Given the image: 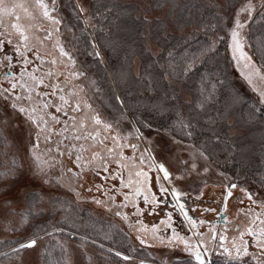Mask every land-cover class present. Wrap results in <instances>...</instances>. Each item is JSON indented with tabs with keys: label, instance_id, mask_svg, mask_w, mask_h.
<instances>
[{
	"label": "snow or ice",
	"instance_id": "snow-or-ice-1",
	"mask_svg": "<svg viewBox=\"0 0 264 264\" xmlns=\"http://www.w3.org/2000/svg\"><path fill=\"white\" fill-rule=\"evenodd\" d=\"M53 3H55V0H53ZM34 6L36 15H33V13L29 11V8L25 6L22 0H11V2H9V0H0V25L4 28V31L0 32V36H4L9 44H12L15 39L16 47L14 51L17 57L16 62L25 66L28 65L30 60L26 53L32 48L36 49V52L33 54L34 58L40 62V65L33 64L31 71L27 70L26 67H22L18 73L12 72L11 70L5 72L3 79L10 82V87L4 88L0 86V95L4 96V107H10L12 110L23 114L27 121H30L34 126L36 143L32 144L28 151L33 158L37 173L43 174V165L48 161H50L48 166L58 163V161L52 159L50 150L47 161L45 160L43 153L32 151V149L38 148L41 136H43L45 140L51 139L52 133L56 130L51 128L50 125L60 122V117L48 111V109L50 107L55 108L56 112L64 113L65 115H67L68 111H71L74 113L70 118L72 122L71 127H68V121L65 120L62 130L64 132L72 133V135L66 137V139L69 140L66 150L70 155L72 154L73 149L76 150L74 163L79 168L91 164L92 166L102 168L104 172L108 171L107 165L112 162H115L123 168L129 169L127 184H125V180L123 176H121L120 186L129 187L132 191L121 193L124 199L118 205L119 208H123L128 202H131L135 206V214L140 215L141 208L136 204V199L142 198L145 204H151L153 206L158 204L171 205L174 209L179 210L182 217L180 224H187V235H180L177 231V227L173 225L171 212H167L166 219L160 221L161 224H165L167 227L172 228L171 235H157V225H152V239L158 240L161 244L166 243L170 248L182 245L181 250L187 254L184 259L176 258L173 264H264V220H261L259 231L251 225L246 229L247 233L254 238L252 242L254 248L259 251H249V243L243 239V232L240 233L239 240L234 237L233 242L230 244L224 243L226 237L221 233L218 236L220 243L217 244V233L214 230L210 229L207 234L196 230L197 224H202L204 221H198L195 217L189 214L186 202L183 199L187 193L178 189L171 183L170 177L172 176V173L169 172L163 163H158L155 160L154 154L149 153L148 148L143 150V152L148 153V155L141 154L139 159L136 160V171L133 177V172L131 170L132 166L129 163L128 158L124 157V154L121 151L124 147V144L120 143L122 137L107 119H102L101 114L92 109L91 104L88 103L87 98L82 94L83 86L76 87L73 85L68 87L69 93L75 92V95L66 97L63 93L67 86V81L64 83L59 81L50 82L48 84L45 83L46 76L52 78L58 74H64L69 80H75L79 77L85 76V72L83 70H71L67 67L69 64L75 67L76 60L69 51L65 50V47L60 42L59 26L62 20L58 15L50 14L55 11V8L50 9L48 4L45 3V0H34ZM160 6V4L156 5V7ZM260 8L262 9L261 18H264V0H260ZM75 9H78L79 12L86 11V9L79 4L75 6ZM19 10H22L26 16L30 17L32 22L21 23ZM183 10L188 11L187 6H185ZM255 10L256 5L253 3V0H245V3L241 4L236 10L235 19L229 29V48L231 49L232 60L236 62L240 75L249 85H253L254 78H259L264 81V51H261L260 63L257 65L248 52L245 51L244 37L242 35L244 26L252 19V14ZM106 11L110 12L108 9H106ZM241 13H246L247 19L242 20ZM96 15L99 16L100 13L97 12ZM190 15L191 12H189V16ZM41 16L49 22V28L45 30L43 34H40L37 31L41 23ZM105 20H107V17H105ZM142 23L148 24L149 21L145 17ZM101 27H103V25H101ZM139 37L141 43L137 45L136 41L133 40L132 44L128 46L125 52V61L128 65L129 75H131V58L135 55L143 56L145 52L150 51L147 43L144 42L148 39V35L140 32ZM220 39L222 38L217 37L209 39L205 45L201 46L196 52L191 54H188L186 50L179 59L175 57L173 52H169L167 61L169 70L162 74V79L171 77L173 81L177 82H184L189 79L194 71H198V62L203 63L204 60L210 57V54H217L218 50L215 46ZM3 46L4 40H0V49H2ZM92 49L94 55L100 56V52L96 50L95 43L92 44ZM41 52L45 53L46 56H50L51 59L46 60L45 56L40 55ZM7 59L9 65H11L12 55H8ZM241 61L244 62L242 66ZM44 64H48L50 69H52L53 66H58L61 71L57 72L55 70H50L47 73L39 71L40 66ZM37 72H39V75L36 74ZM17 77H19V79H17ZM149 81H151L150 76ZM198 84L199 95L193 101L188 102V109L189 112H193V106L195 105L196 108L205 110L204 114L208 124L211 125L212 136L209 137L207 141L200 142L199 147L196 145H192V147L194 151L199 152L200 156L207 160L210 156L214 155V150L209 151L211 142H215L216 145L223 143L227 150L230 139L227 130L232 127V122L229 120V117L232 114L231 105L238 102L239 98L238 96L233 97L231 101H226L222 107L215 108V104L219 103L217 93L220 87L223 86V81L218 78H213L210 74L205 73L200 75ZM41 85L50 88L51 92H41L39 90ZM149 86L151 87V83ZM17 88H19V91H14ZM164 95V103L156 110L160 111L161 109H166L167 111L174 112L177 117H180L181 109H183L185 104L181 99L182 91L178 90L175 84L170 83L168 89L165 90ZM50 96L57 97L59 102H57V99H49L48 97ZM114 99L119 102L120 106H123L125 103L119 95H115ZM9 101L11 102L10 104ZM70 101L72 102L71 104ZM260 104L261 107H257L253 104L250 109V114L251 118L255 119L259 117L264 121V90L260 91ZM209 108H215L214 115H207V110ZM121 115L123 116L124 113L122 112ZM198 115H200V113L180 118L178 120L180 125L179 132L182 133L183 136L192 138L195 135L198 125ZM140 123L141 121L138 118H134L132 123V129L137 139L143 137L140 127L137 126ZM100 125H103L104 129L112 136L113 147L104 149L105 152L111 155V159L99 151L92 150L94 146L91 144V141L97 140L99 137ZM143 126L151 129L152 123L149 121H143ZM164 130L173 131L175 129ZM131 134L132 133H128L127 135ZM3 139L4 137L0 136V141ZM102 142L101 138L100 143L102 144ZM86 144L89 145L87 149L85 148ZM127 146L133 149V160H135L137 145L129 143ZM231 147L234 149L235 145H232ZM57 151L61 155L63 154L61 149L58 148ZM85 152H88V156L82 159V154ZM261 155L264 157V149H262ZM148 161H151L150 166L148 165ZM237 163L240 162L238 161ZM248 163L250 162H246L244 166L246 167ZM261 165L264 166V160L261 161ZM18 167H20V165L17 164L15 158H13L12 167L0 172V178H14ZM192 167H196L195 163H193ZM153 169H155V188H153V177L151 175ZM118 171L119 169H117V172ZM203 171L207 173L209 171L208 167L205 166ZM116 174V172L112 173V178H114ZM107 178L108 177H105V179ZM260 184L261 188L264 189V179H261ZM113 187H115V185H113ZM235 187V183H229L226 186L224 196L225 201H227L228 197L232 195L231 189ZM10 190L9 186L3 188V194L5 195L3 203L6 208L12 203V199L7 196V193H9ZM242 190L247 193L250 200L255 195L247 188ZM37 195V193H28L29 197H36ZM200 195H202V193H200ZM197 198L199 197L197 196ZM57 201L58 198L56 197L50 198L53 210H55ZM108 201L115 203L114 196L109 195ZM95 202L97 204H104L105 207H108L106 201L96 200ZM253 202L255 203L257 201ZM262 207H264V204H262ZM165 210L167 211V209ZM9 211H15V209H9ZM42 211V209L35 208L34 200H30L28 208L20 213L21 223L26 222L29 217H35L42 214ZM116 215L123 216L124 219H127V214L120 211H117ZM224 219L226 220L227 217H224ZM136 223L139 224L140 221H137ZM130 227L135 226L130 225ZM11 230L16 229L13 228ZM37 231H43V229L37 226ZM54 231L56 230L54 229ZM146 232L147 229H145V233ZM37 238L38 237L33 236L23 243H18L17 247L10 251L18 252L22 251L24 248H31L36 244ZM138 238H140L139 235ZM209 240L212 241L211 244L209 243ZM144 242L145 240L141 239V243ZM213 252L216 253L215 259L212 258ZM0 255L7 256L8 253H0ZM116 255L123 256L124 259L130 258L121 252H116ZM140 264H144V261L141 260ZM160 264H167V261L161 260Z\"/></svg>",
	"mask_w": 264,
	"mask_h": 264
},
{
	"label": "rangeland",
	"instance_id": "rangeland-1",
	"mask_svg": "<svg viewBox=\"0 0 264 264\" xmlns=\"http://www.w3.org/2000/svg\"><path fill=\"white\" fill-rule=\"evenodd\" d=\"M24 1H26V7H29V11L33 14L36 13L34 2L32 0ZM213 1L219 4L218 13L220 14L219 19L221 23V32L219 37L222 38L224 42L223 47L226 48V54L229 58L231 66L232 79L242 91L249 93V95H253L260 102V91L264 90V81L260 80L259 78H254L253 85H249L247 81L240 75V71L237 69L236 62L232 60L231 49L229 48V29L231 28L235 19L236 10L241 6V4L245 3V0H236L232 5L227 4L226 0ZM47 2L49 5L54 4L56 7V11L53 13L60 16L62 20L59 29V36L63 37V39L61 38V43L65 46V50L69 51L76 60L75 67L69 64L67 66L68 69L83 70L85 72V76L73 80V83L64 74H58L52 78L46 76V84L56 81H67L69 84L64 90V92L66 91V94L63 93L66 97L75 95V92L69 93L68 87L73 85L76 87L83 86V96L88 99V103L91 104L92 109L101 114L102 119H107V121L112 124L113 128L116 129L117 133L122 137L120 142L127 139L131 142H135L138 145L136 157L137 160L141 154L148 155V153L143 152L145 148H148L149 152H153L157 157L155 160L157 162L160 161L163 163L169 172L172 173V176L170 177L171 183L178 189L186 192L188 196H191L192 199L190 201H196L202 204L201 206L198 205V207H205L204 209H210L211 211L217 212L219 207L224 206L225 211L233 221L235 214L242 215L244 212V206H240V203L243 200L240 199L241 195L238 194V192L241 193L240 189L242 190L243 188H247L255 194L252 199L257 201L256 203L258 205L264 204V189H262L261 186L259 187L257 185L258 183L254 181L251 184L233 181V183L236 184V187L231 189L232 195L228 197L227 201H225L224 196L226 192V186L229 183H232L231 177L222 172L217 167V163H215L211 158L206 160L204 157L200 156L199 152L194 151L192 147V145H194L193 143L176 137L170 131L154 128L149 129L146 127L141 130L143 137L137 139L135 133L133 132L132 124L129 118L125 114L122 116L120 112L115 111V109L102 96V92L99 90L95 75L91 69L88 59V47H86V45L84 46L81 38V40L78 39V29L76 28L75 23L78 21V18L83 21H87L86 17L90 11L89 0H55V3H53V0H47ZM136 3L139 4V8L137 10L138 15L142 14V12L145 10L146 16L148 18L158 17L161 19H167L170 21L169 29L172 32L177 31V27H174L175 18L169 16V6L165 5L160 9L153 8L151 5L152 0H138ZM253 3L256 4V0H253ZM257 3L260 4V0H258ZM77 4L84 7L86 11L79 12L78 9H75ZM257 6L258 4L256 5L255 11L258 12ZM19 12L22 16H24V12L22 10H19ZM241 19H247V14L241 13ZM247 25L248 23L242 30L245 51H247L252 57V60L256 62L257 65H259L260 62L253 55L247 42ZM168 31L169 30H167V32ZM13 43H15V39ZM147 44L154 54H158L162 50V47L156 41L147 39ZM7 45V47L0 49V86L4 88L10 87V82L3 79L5 72L11 70L12 72L18 73L22 67H26L27 70L31 71L33 64L40 65V62L36 60L33 55L36 52L35 48H32L26 53V55L29 57L30 63L25 66L16 62L17 57L14 51L15 47L11 44ZM89 50L91 51L92 49L89 48ZM8 55H12L11 65H9V61L7 59ZM40 55L45 56L46 60L51 59L50 56H46L43 52H41ZM243 63L244 62L241 61V66ZM139 64L140 58L135 56V73H138L139 71ZM50 70H55L57 72L61 71L58 66H53V68L50 69L48 64L40 66L39 69V71L44 73H47ZM36 74L39 75V72ZM17 79H19V77H17ZM39 90L41 92H51L50 88H46L43 85H41ZM14 91H19V88L15 89ZM185 98L188 100L186 96ZM49 99H57V102H59L57 97H50ZM10 103L11 102L9 101V104ZM71 103L72 102L70 101V104ZM3 105L4 96L0 95V130L4 133L8 143L7 154L5 153V155L0 152V172L12 167L13 163H11L9 160V154L18 158V164L20 167L16 169V175L14 178H0V240L6 238L14 240L19 238H32L33 236L38 237L34 246L23 250L21 253L15 256V258H13L9 264H45L42 253L48 248L47 244L49 240H55L58 244H61L65 247L67 251L66 259L68 264H140L141 260L156 264H160L161 260H166L167 264H172L176 258H186L187 254L181 250L182 245L170 248L166 243L161 244L158 240H154L149 236H144L142 234L143 232L138 231V224L133 223V220L129 217L124 219L123 216H117V211H120V208L118 207L120 202L118 201V192V194L114 195L115 203L111 202L112 205L110 206L108 204V207L105 208L104 204H97L95 201L100 200L109 202V195L106 196L102 194V191L98 190L97 188L92 189L95 190L94 193L92 191L88 192L85 188L87 182L84 180L82 184L81 180L77 179V176L73 172L82 173L83 169L79 168L74 163L76 150L73 149L71 155L66 150V146L69 143V140L66 139V137L72 135V133L64 132L62 130L66 118L70 117V114L74 115V113L68 111L67 115H65L64 113L56 112L55 108L50 107L48 109V111L60 117V122L53 123L55 125H50V127L54 126L53 129L56 130L52 133L51 139L45 140V138L41 136L38 148H34L32 151L43 153L44 158L47 161L50 150L52 159L58 161V163L48 166L50 163V161H48L43 165V174H39L37 173L33 158L28 151L32 144L36 143L34 126L30 121H27L23 114L12 110L10 107H4ZM71 124L72 122L68 121L69 128L71 127ZM104 132L105 129L103 125H100L98 137L99 140L101 134ZM128 133L132 134L127 135ZM110 136V134L105 136L102 145L98 144L100 141H91V144L94 146L92 150L106 153L104 151V146H108L110 143L113 144L112 138ZM88 147L89 145L86 144L85 148L87 149ZM58 148L63 151L62 155L57 151ZM86 153L88 156V152H85V154ZM83 155L84 153L82 156ZM193 163L196 165L195 168L192 167ZM150 164L151 162L148 163V165ZM89 166L92 167L91 171L93 172H91V179H93L95 173L101 175L102 168L92 166L91 164H89ZM205 166H207L209 169L207 173L203 171ZM113 185L114 184L111 182L110 186L113 187ZM5 186L10 187L11 190L9 193H7V196L12 199V203L9 204L7 208L3 203L5 199L3 188ZM98 186H100L99 183ZM29 192L37 193L38 195L36 197H29ZM200 193H202V195H200ZM197 196H199V198H197ZM51 197L66 198L72 204H74V206L79 208L78 211L85 208V210L87 209L95 213L96 216L113 223L123 232L125 231L131 246L126 248V250H114L108 247L107 244L103 243L101 240L92 241L83 233H74L75 231H69L66 228L59 227L58 221L60 220L58 219H61L64 217V215H69L62 213V211L57 208L58 210H55L56 216H51ZM30 200H37L38 202H36L35 208L43 210L41 216H38L39 218L37 217L36 221H45L49 216L53 217V220L51 219L53 221V225L50 226L52 229L46 232L47 234L34 235L30 230L31 228L27 227V225L24 223H21L20 213L28 208ZM191 206H193V204ZM153 208L155 209V207ZM9 209H15V211H9ZM157 212V219L159 220L161 219L160 212L159 210ZM146 213H148V211H146ZM130 225H134L135 227H130ZM151 225L152 223L149 226ZM161 225L162 230L161 232H157L158 235H171V231L165 229V224ZM13 228L16 230H11ZM54 229H63L71 233V235H75L79 241L59 235L50 237V234L53 233L52 231H54ZM240 233L241 230L236 232L233 238H239ZM180 234L183 235L182 233ZM230 234L231 232L228 233L226 244L233 242V238L230 240ZM138 235L140 238H138ZM80 239H83V241ZM141 239L145 240V242L141 243ZM112 250L127 254L130 256V258L124 259L123 256L115 257L110 253ZM255 251L259 250L256 249ZM212 256L215 258L216 253L213 252Z\"/></svg>",
	"mask_w": 264,
	"mask_h": 264
},
{
	"label": "trees",
	"instance_id": "trees-1",
	"mask_svg": "<svg viewBox=\"0 0 264 264\" xmlns=\"http://www.w3.org/2000/svg\"><path fill=\"white\" fill-rule=\"evenodd\" d=\"M136 1L138 0H89L90 11L86 17L87 21L78 18L75 23L78 29V39L81 38L84 46L88 47V59L102 96L115 111L123 112L131 124L134 118H138L141 121L137 125L140 127V131L146 128L143 126V121H149L154 129H175L170 132L199 147L200 142L207 141L212 136L211 125L207 122L205 110L196 108L194 105V111L189 112L188 102L193 101L199 95L198 81L201 74L208 73L213 78H218L223 81V86L217 93L219 103L215 104V108L222 107L226 101H231L233 97L238 96L239 99L238 102L231 105L232 114L229 120L232 122V127L227 130L230 138L227 150L223 143L216 145L215 142H211L209 151L214 150V155L209 158L217 163V167L222 172L231 177V181L246 184H251L254 181L260 187V181L264 179V166L261 165V161L264 160L261 155L262 149H264V121L259 117L251 118L250 109L253 104L257 107H261V104L253 95L242 91L233 81L230 61L226 54V48L223 47V40L220 39L215 46L218 50L217 54H210V57L203 63L198 62V71H194L186 81H173L171 77L162 79V74L169 70L167 63L169 52H173L179 59L186 50L188 54L196 52L209 39L220 36L219 4L213 0H152L153 8L160 9L165 5L169 6V16L175 18L174 27H177V31L172 32L169 29V20L158 17L148 18L145 10L138 15L139 4ZM235 1L226 0L229 5L234 4ZM257 1L255 5L258 4V12H253L252 19L248 21L247 25V42L253 55L260 62V53L264 51V18H261L262 9ZM157 4L161 6L156 7ZM185 6L188 11L183 10ZM97 12L100 13L99 16L96 15ZM189 12H191L190 16ZM145 17L149 21L148 24L142 23ZM167 30L169 31L167 32ZM140 32L148 35V39L156 41L162 50L158 54H154L147 44L150 51L145 52L143 56L135 55L140 58L138 73L134 71L135 56L131 58V75H129L125 52L133 40L137 45L141 43ZM144 42L147 43V40ZM93 43L96 44V50L100 52V56L94 55ZM89 48L92 50L90 51ZM149 76L151 81H149ZM170 83L175 84L177 89L182 91L181 99L185 104L181 109L180 117L166 109L156 110L164 103V93ZM115 95L121 96V99L125 101L123 106H120L119 102L114 99ZM215 108H209L207 115H214ZM196 113H200V115L197 116L198 125L195 135L192 138H187L179 132L178 120ZM0 136L4 137L0 141V152L7 154L8 143L1 130ZM232 145H235L234 149H232ZM8 156L11 163L15 158V162L18 164L17 157L10 154ZM238 161L240 163H237ZM246 162L250 163L245 167ZM56 198L58 201L55 210L59 208L62 213L69 215L58 219L60 220L58 221L59 227L75 231L74 233H83L92 241L101 240L114 250H126L131 246L126 233L113 223L96 216L95 213L85 210V208L78 211L79 208L66 198ZM36 202L38 201L36 200L35 204ZM55 210L52 206L51 216H56ZM38 216L40 217L41 214L29 217L30 220L28 219L29 221L24 224L31 228L34 235H44L52 229L50 226L53 225V217L49 216L45 221H36ZM37 226L43 231H37ZM52 232L50 237L59 235L79 241L75 235H71L63 229H56ZM27 239L29 238L0 240V253H8L7 256L0 255V264H9L15 256L25 250L26 248L18 252L10 251L15 249L18 243H23ZM80 240L83 241V239ZM47 247L42 253L45 264H68L67 251L63 245L58 244L55 240H49ZM110 253L115 257H121L117 256L113 250Z\"/></svg>",
	"mask_w": 264,
	"mask_h": 264
},
{
	"label": "flooded vegetation",
	"instance_id": "flooded-vegetation-1",
	"mask_svg": "<svg viewBox=\"0 0 264 264\" xmlns=\"http://www.w3.org/2000/svg\"><path fill=\"white\" fill-rule=\"evenodd\" d=\"M32 1L34 2V0H32ZM9 2H11V0H9ZM22 2L26 6V1L22 0ZM45 3L48 4L47 0H45ZM48 7L50 9L56 8L54 4H50V5L48 4ZM50 14L55 15L53 12H51ZM33 15H36V13H34ZM24 16H26L25 13H24ZM24 16H22L20 14V17H21L20 22L21 23L32 22L30 17H24ZM58 17H60V16H58ZM40 21H41V23H40L37 31H38V33H40V32L44 33L45 30H47L49 28V22L45 18H43L42 16L40 17ZM6 22H7V18H6ZM59 29H60V26H59ZM3 31H4V28L2 25H0V32H3ZM42 33H40V34H42ZM59 38H60V42H61V38L63 39V37L59 36ZM0 40H4V46L3 47L8 46L7 44H9V43L7 42V39L4 36H0ZM11 45L16 47L15 43H12ZM49 47H50V45H49ZM59 82L64 83L63 81H59ZM68 84L69 83H67V85ZM64 93L66 94V91ZM70 115L72 116V114H70ZM71 116L66 118V120L71 121V119H70ZM53 125H55V124H53ZM51 128H54V126H51ZM109 134L110 133L105 130V132L101 134L100 139L102 138V141H104L105 136H108ZM110 137L112 138V136H110ZM97 141L99 142L100 140L97 138ZM129 143L137 145L135 142H131V141L125 139L121 143V144H124V147L121 149V151L123 152L124 157L128 158V161L131 164V166H132L131 170L133 172V177H134V174L136 171L135 162L137 160L136 157H137L138 145H137V149L135 152V160H133L134 152H133V149L131 147L127 146V144H129ZM98 144L102 145L100 142ZM109 147H113V144L110 143L108 146H104V148H109ZM149 153L154 154L153 152H149ZM102 154L105 156H108L109 159H111V155L109 153L102 152ZM144 155H147V154H144ZM154 156H155V154H154ZM82 157L83 158L87 157V153L86 154L84 153V155ZM155 159H157L156 156H155ZM149 162H151V161H148V163ZM158 163H161V162L159 161ZM107 168H108L107 172H104L103 169H101V175L98 173H95L93 179H91L92 167L89 165L82 168L83 169L82 173L81 172H73V173L77 176L78 180H81L82 184H83L84 180L87 182L85 188L88 192L92 191L94 193L95 190H92V189L97 188L98 190H101L102 194H104L106 196H108L110 194L114 196L115 194L119 193V195H118L119 200L118 201L121 202L124 199L123 196L121 195V193H127V192L132 191V189L129 187H121L120 186L121 176H123V178L125 180V184H127L129 169L123 168L120 165H117L115 162L109 163L107 165ZM117 169H119L118 172H117ZM114 172H116L117 174L115 175L114 178H112V173H114ZM77 173H78V175H77ZM151 175L153 177V180H152L153 188H155V169H153ZM161 175H162V173H161ZM105 177H108V178L105 179ZM111 182L115 185V187L110 186ZM231 182L233 183V181H231ZM98 183L100 184L99 187H98ZM240 191H241V193L238 192V194L241 195L240 199L243 200L240 203L241 204L240 206H244L243 207L244 209L242 208L244 212L242 213V215L235 214L233 221H232L231 217L228 216V213L225 211L224 206L219 207L218 211L215 212V211H211L210 209H204L205 207H200L202 204H200L199 202L190 201L192 199L191 196L186 195L183 199L186 202V207L189 211V214L191 216L195 217L198 221H200V220L204 221V223H202V224H197V226H196L197 231L207 234L210 229L214 230L217 233L216 243L219 244L220 241L218 239V236L222 232H224L223 234L225 235L226 238L228 236V233L231 232V234H230V240H231V238H233V236L236 234V232H239L241 230V232L244 233V235H243L244 240L248 241V243H249V251H255L256 249L254 248L253 243H252L254 238L247 233L246 229L251 225V226L255 227L257 229V231H259V228L261 227V220H264V207H262V205H258L256 202L254 203L253 202V201H255L254 199L250 200L245 191H242L241 189H240ZM120 202H119V204H120ZM107 203L110 206L112 205L111 201H109ZM136 204L141 208L140 215L135 214V206L131 202H128L125 207L120 208V211L122 213L127 214V217L132 219L133 223L140 221V223L138 224L139 231L143 232L142 234L144 236H149V237L153 236V232H152V225L153 224L157 225V232H161L162 225H161L160 221L162 219H166L167 212L172 213L173 225L177 227V231L179 233H182L183 235L188 234L187 233V224L186 223L183 225L180 224L182 217H181L178 209H174L171 205H165V204H158L155 206H153L151 204H145L143 202L142 198H137ZM192 204L194 207L191 206ZM198 205H200V206L198 207ZM145 207L147 208V210ZM153 207H155V209ZM165 209H167V211ZM158 210L160 212V217H161V219H159V220L157 219V217H158L157 211ZM146 211H148V213H146ZM133 217H134V219H133ZM224 217H227V219L225 220ZM253 221H254V224H253ZM151 223H152V225L149 226ZM144 228L147 229L146 233H145ZM165 229H168V231L172 232L171 227H167L165 225ZM245 232H246V235H245ZM156 234L158 235V233H156ZM239 238H237V240H239ZM209 243H212V241L209 240ZM224 243H226V240L224 241ZM124 255L128 256L127 254H124ZM212 258H213V256H212ZM213 259H215V258H213ZM154 264H156V263H154Z\"/></svg>",
	"mask_w": 264,
	"mask_h": 264
},
{
	"label": "water",
	"instance_id": "water-1",
	"mask_svg": "<svg viewBox=\"0 0 264 264\" xmlns=\"http://www.w3.org/2000/svg\"><path fill=\"white\" fill-rule=\"evenodd\" d=\"M144 264H154V263H150V262H144Z\"/></svg>",
	"mask_w": 264,
	"mask_h": 264
}]
</instances>
